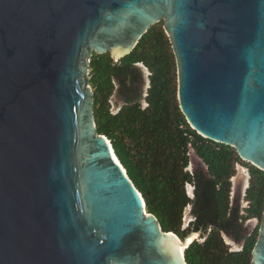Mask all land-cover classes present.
Masks as SVG:
<instances>
[{
  "label": "water",
  "instance_id": "95a60500",
  "mask_svg": "<svg viewBox=\"0 0 264 264\" xmlns=\"http://www.w3.org/2000/svg\"><path fill=\"white\" fill-rule=\"evenodd\" d=\"M160 21L190 127L264 170V0H0V264H187L202 230L146 210L89 83L93 53L116 61Z\"/></svg>",
  "mask_w": 264,
  "mask_h": 264
},
{
  "label": "trees",
  "instance_id": "16d2710c",
  "mask_svg": "<svg viewBox=\"0 0 264 264\" xmlns=\"http://www.w3.org/2000/svg\"><path fill=\"white\" fill-rule=\"evenodd\" d=\"M137 65L148 70L145 92L139 88ZM89 83L96 129L109 139L146 210L164 231L181 239L202 230L184 249L187 264H251L264 208V170L190 127L179 108L176 62L163 21L150 26L136 47L116 61L109 52L93 53ZM117 89L125 101L114 112L111 97ZM191 150L204 166L189 168ZM237 164L249 173L244 207L239 195L232 197ZM187 207L190 220L184 226ZM251 218L258 221L254 228L245 225ZM224 235L239 248L232 249Z\"/></svg>",
  "mask_w": 264,
  "mask_h": 264
},
{
  "label": "rangeland",
  "instance_id": "374dc122",
  "mask_svg": "<svg viewBox=\"0 0 264 264\" xmlns=\"http://www.w3.org/2000/svg\"><path fill=\"white\" fill-rule=\"evenodd\" d=\"M142 72L145 74V76L147 75V70L144 67H142ZM146 85L147 84L145 83L144 87ZM143 92H145V90H143ZM111 102L113 104V111L115 112L121 106V103L123 101H122V99H120L116 95V93H114L111 97ZM190 158H191V164L189 166L190 169H193L195 167L204 166L202 164V162L200 161V159L194 154L193 150L190 151ZM236 166H237V172L238 173H236L237 175H235V177H233V179L235 181V187L232 190V197L235 195L236 196L239 195L241 206L244 207L246 203H245V201H243V195L245 193L244 188L247 184L248 170L245 166H243L241 164H237ZM191 191H192V187H190L188 185V192L191 193ZM189 220H190V214H189V208L187 207L186 212H185L184 226H187V223ZM257 224H258V221L256 218L248 219L245 222V225H247V227H249V228H254ZM224 238H225L226 242L231 245L232 249L239 248V245L236 242H234V240L230 236L224 235Z\"/></svg>",
  "mask_w": 264,
  "mask_h": 264
},
{
  "label": "flooded vegetation",
  "instance_id": "af4514ba",
  "mask_svg": "<svg viewBox=\"0 0 264 264\" xmlns=\"http://www.w3.org/2000/svg\"><path fill=\"white\" fill-rule=\"evenodd\" d=\"M139 68H140V71L142 72V66L141 65H137ZM146 69V68H145ZM147 70V69H146ZM144 71V70H143ZM147 72H148V70H147ZM145 83L147 84L145 87H144V85H145ZM148 83H149V80H148V78H147V75L145 76V74L142 72V78H141V80H140V87L139 88H141V91H143V90H146L147 89V87H148ZM115 93H116V95L120 98V99H122V103H121V105L124 103V101H125V98L124 97H122V95L119 93V90L117 89L116 91H115ZM244 201V200H243ZM189 208V207H188Z\"/></svg>",
  "mask_w": 264,
  "mask_h": 264
},
{
  "label": "bare ground",
  "instance_id": "6f19581e",
  "mask_svg": "<svg viewBox=\"0 0 264 264\" xmlns=\"http://www.w3.org/2000/svg\"><path fill=\"white\" fill-rule=\"evenodd\" d=\"M195 235H189L186 239V242H190L192 240V238L194 237ZM183 248V247H182Z\"/></svg>",
  "mask_w": 264,
  "mask_h": 264
},
{
  "label": "built area",
  "instance_id": "2783aa9c",
  "mask_svg": "<svg viewBox=\"0 0 264 264\" xmlns=\"http://www.w3.org/2000/svg\"><path fill=\"white\" fill-rule=\"evenodd\" d=\"M236 168H237V166H236ZM247 176H249V173H248V175ZM190 187H192L190 184H188ZM188 185H187V189H188ZM193 188V187H192ZM245 206L247 205V202L245 201Z\"/></svg>",
  "mask_w": 264,
  "mask_h": 264
}]
</instances>
